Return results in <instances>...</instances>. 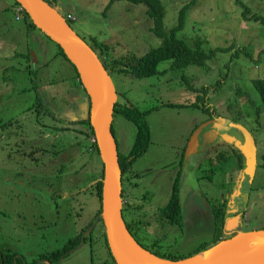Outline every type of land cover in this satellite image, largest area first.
Masks as SVG:
<instances>
[{"label":"rangeland","instance_id":"1","mask_svg":"<svg viewBox=\"0 0 264 264\" xmlns=\"http://www.w3.org/2000/svg\"><path fill=\"white\" fill-rule=\"evenodd\" d=\"M45 1L54 3L64 17L75 16L69 24L103 61L106 55L121 60L140 56L163 41L152 30L144 4ZM160 1L165 9L163 26L169 31L190 0ZM14 3L0 0V251L16 254L11 264H32L41 253L62 247L82 228L91 227L100 206L96 180L101 179L102 161L91 150L88 127L74 121L85 117L88 109V96L74 66L54 41L13 8ZM243 5L251 14L264 16V0H195L186 10L176 38L192 47L200 43L205 52L229 47L216 50L202 65L180 68L170 59L162 60L158 73L147 77L108 71L119 103L140 111L158 106L146 116L150 142L124 175V188L131 220L149 223L136 221L133 234L149 242L160 232L153 225L159 223L158 210L178 184L181 221L174 223V241L170 236L163 241L172 255L187 256L214 241L219 230L214 210H230L239 218L237 224L233 218L223 225V236L224 230L264 229V111L253 83L264 80V24L244 18ZM92 39L108 46L104 55ZM202 87H209L205 96L215 107L211 118L191 106L204 95L192 88ZM219 117L232 131L231 123H239L253 135L257 166L252 180L242 177L231 145H203L186 155L192 128ZM112 127L119 150L128 153L135 123L114 113ZM123 210L127 221L130 216ZM103 232L99 221L83 245L62 261L39 259L33 264H110Z\"/></svg>","mask_w":264,"mask_h":264},{"label":"water","instance_id":"2","mask_svg":"<svg viewBox=\"0 0 264 264\" xmlns=\"http://www.w3.org/2000/svg\"><path fill=\"white\" fill-rule=\"evenodd\" d=\"M28 14L33 24L58 44L67 59L75 66L79 80L89 96L90 125L94 132L100 159L103 164L101 212L91 227L81 234L80 243L68 250L79 249L85 236L99 221L105 228L109 250L116 264H264V229L237 231L221 239L208 249L189 257L170 260L156 256L141 246L129 231L122 213V172L119 165V148L112 132L114 106L117 91L109 72L101 59L70 26L67 19L45 0H15ZM211 119L198 124L191 133L185 147L186 155L197 150L202 131L214 124ZM239 130L243 140L228 132H216L227 144H233L244 157L242 177H254L257 166L255 139L251 132L239 123H231ZM208 252L205 257L200 253ZM61 256L60 261L63 257Z\"/></svg>","mask_w":264,"mask_h":264},{"label":"trees","instance_id":"3","mask_svg":"<svg viewBox=\"0 0 264 264\" xmlns=\"http://www.w3.org/2000/svg\"><path fill=\"white\" fill-rule=\"evenodd\" d=\"M128 1L134 4H144L146 6L147 15L149 16V18L153 20L152 30L154 31L156 35L162 37L163 41L159 46L148 49L142 55L130 56L126 58V60H121V58L120 59L113 58V57H110L109 55H106V57L104 58V61L103 60L101 61L107 71L109 70L122 71L133 77H147V76L158 73L157 65L162 60L170 59L173 61L174 67H180V68L187 66L189 64L202 65L204 61L207 58H209L211 55H213L216 50L218 49L227 50L229 48V47H217L215 49H211L209 52H205L204 50L201 49L200 43L194 44V47H192L188 45L184 40L175 37V33L178 30L183 28L186 10L191 5H193L195 0H190L189 2H187L180 8L177 24L173 26L169 31H166L163 26V17H164L165 9L160 0H128ZM15 4H19V3L15 1ZM49 4H51L50 1H49ZM53 4L54 3H52L51 5ZM23 14L26 18H28L30 25L36 27L33 24V22L30 20L28 14L25 11H23ZM242 14L244 18L246 19L260 21L261 23L264 24V16L258 15L255 13L251 14L250 11L248 10V7L244 6ZM67 21L69 22V20ZM92 41L97 48L101 49L102 51L101 54L104 55L103 51L104 49H107L108 46L105 45V43L98 41L97 39H92ZM59 49H60V53H62L66 57V55L64 54L60 46H59ZM76 77L79 79V75L77 71H76ZM253 83L259 93V97L262 103L260 111L261 109L262 111H264V80L257 79V80H254ZM215 85H217V83ZM212 87H215V86H212ZM192 89L195 91L202 90L204 92V95H199L198 98L194 102L191 103V106L199 108L200 110L208 114L209 118H211L212 117L211 112L213 111V109H215V107L212 105H211L212 108L210 107V104L208 103L207 98L205 96V93L207 92L209 87H202L201 89H195V88H192ZM199 94H201L200 91H199ZM199 97L201 99H199ZM165 105L176 106L177 104L167 103ZM90 108H91V103H90V99L88 96L87 114L85 117L80 118L75 122H80L86 125L88 129L90 130V132L86 130V134L89 137H94V132L90 125ZM157 108L158 106L152 107L144 111H140L136 107L129 106L127 104H121L118 101L115 103L114 113H119L123 115L125 118L133 121L137 128L135 138H134L132 147L129 150V152L124 154L123 152L119 150V165H120V169L122 172V184L124 183V180H125L124 175L132 169V166L135 163V161H137V159L140 158L146 152L148 148V145L150 142V129H149V125L146 120V116L151 111ZM5 125H7V123H5ZM112 132H113V127H112ZM90 145L99 154L96 142L95 141L91 142ZM233 149H234V152H237L236 154L237 158L235 162L236 166L238 169L242 170L244 168V157L239 152L238 149H236L235 147H233ZM262 158H263L262 164L264 165V153L262 154ZM212 162H215V160H213ZM102 177H103V164H102L101 172H100V178ZM96 183H97L96 193L98 195L99 202H100V206L96 214L98 215L101 212L102 182L99 179L97 180ZM226 203L227 201L225 200L224 204ZM123 209H124V206L122 210ZM159 211H160L161 219H164V220L168 219L172 223H175V222L180 223L181 216H182V206H181V198L179 195V186L176 182L173 184L172 192H171V195L166 205L163 206ZM213 215H214V219H219L218 221L219 230H218V233L215 235L214 241L210 245L202 244L197 249H195L193 252H191V254L189 253V255L187 256L172 255V253L164 254V253H161L160 251H156L152 253L161 258L170 259V260H178V259L192 256L194 254H197L198 252L204 251L208 249L209 247L213 246L214 244L219 242L222 238L226 237L221 234L222 233L221 228L223 229L224 221L226 219V216H228L229 214L226 212V209L225 210L218 209V212L214 210ZM133 223H136V221H133L131 224ZM131 224L126 223L128 229L130 228ZM86 229H87L86 227L82 228L81 231L76 236L71 237L62 247H59L47 253L46 252L41 253L37 259L32 261V264L35 263L39 259L48 261L49 263L58 262L61 256L67 255L68 250L76 247L80 243L81 234ZM102 234L104 236V248L106 249L107 254L111 259V263L116 264L109 250L105 232H103ZM15 255H16L15 253H9V252L4 253L0 251V264H11L12 259L14 258Z\"/></svg>","mask_w":264,"mask_h":264},{"label":"flooded vegetation","instance_id":"4","mask_svg":"<svg viewBox=\"0 0 264 264\" xmlns=\"http://www.w3.org/2000/svg\"><path fill=\"white\" fill-rule=\"evenodd\" d=\"M216 122L212 125H210L209 127L205 128L202 133L200 134L199 136V145L197 147L200 148L201 146H209V147H216V145L218 143H224V144H227L225 143L220 135L216 132V130L220 131V132H228L229 134L235 136L236 138L240 139V140H243V135L242 133L235 129L234 131L231 130V128L228 127V121H225L223 120V118L219 117L217 119H215ZM228 145H231L232 147H234L233 144H228ZM119 148V146H118ZM237 149V148H236ZM91 150L93 151L94 149L91 147ZM235 158H237L236 154L237 152H233ZM247 177V176H245ZM127 179V178H126ZM128 181V180H127ZM97 182V180H96ZM124 183L122 184V199H123V206H124V209L125 211L129 214V219L126 221V219L124 218V214H123V218H124V221L125 223H132L133 221H138L140 224L142 222H144L145 224L148 223V221L146 220H143V219H138V220H131V210L129 209V196L126 194V190L124 188ZM160 210V209H159ZM158 210V220H159V223L156 224L154 223V227H158V229L160 230V232H156V235H154V239L151 240V241H146L144 240L143 238H141L140 240H137L135 235L133 234V229H131V226L129 228V231L131 232V234L133 235V237L136 239V241L141 245L143 246L144 248H146L147 250H149L150 252H156V251H160L161 253H164V254H171V250H169V245L168 244H163V241L165 240H168L169 236H170V240L171 242L174 241L175 239V236H176V233H177V228L175 226L174 223L170 222L168 219L167 220H164V219H161L160 218V211ZM226 212L228 214H231L230 210H226ZM124 213V210L123 212ZM145 216H147L145 214ZM235 218V215L231 214V215H228L224 221V224L229 221V219H233ZM234 223H239V218L237 216V218H235L234 220ZM134 224V223H133ZM149 224V223H148ZM151 225V224H150ZM224 229V228H223ZM225 231V238L227 237H230L234 234L237 233V231L239 230H224ZM223 239V238H222Z\"/></svg>","mask_w":264,"mask_h":264},{"label":"built area","instance_id":"5","mask_svg":"<svg viewBox=\"0 0 264 264\" xmlns=\"http://www.w3.org/2000/svg\"><path fill=\"white\" fill-rule=\"evenodd\" d=\"M15 10L18 13H22L23 14L24 8L20 4H15ZM18 18H20V17L18 16ZM65 18L67 20H74L75 19V16H73L70 13H67ZM94 141H95V138L94 137H91V142H94Z\"/></svg>","mask_w":264,"mask_h":264},{"label":"crops","instance_id":"6","mask_svg":"<svg viewBox=\"0 0 264 264\" xmlns=\"http://www.w3.org/2000/svg\"><path fill=\"white\" fill-rule=\"evenodd\" d=\"M12 1H9V4L11 3ZM13 8L15 9V3H14V6H13ZM20 19V18H19ZM19 19H17V13H16V20H19ZM30 66V65H29ZM31 72V69L29 68V73ZM32 77H31V75H30V79H31ZM74 121H76V120H74ZM194 128H195V126L192 128V130H191V132L194 130ZM191 132H190V134H191ZM189 134V135H190ZM188 139H189V136H188V138H187V140H186V145H187V141H188ZM91 141V140H90ZM186 145H185V147H186ZM184 147V148H185Z\"/></svg>","mask_w":264,"mask_h":264},{"label":"bare ground","instance_id":"7","mask_svg":"<svg viewBox=\"0 0 264 264\" xmlns=\"http://www.w3.org/2000/svg\"><path fill=\"white\" fill-rule=\"evenodd\" d=\"M205 255H208V252H205V253L202 252V253H200L199 254V257H205Z\"/></svg>","mask_w":264,"mask_h":264}]
</instances>
